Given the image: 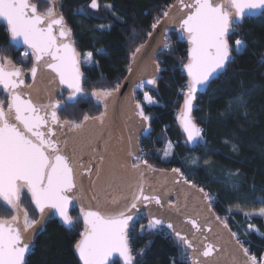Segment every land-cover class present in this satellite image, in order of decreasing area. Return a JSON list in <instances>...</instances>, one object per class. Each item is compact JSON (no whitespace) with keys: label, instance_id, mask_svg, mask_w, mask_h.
<instances>
[{"label":"water","instance_id":"water-1","mask_svg":"<svg viewBox=\"0 0 264 264\" xmlns=\"http://www.w3.org/2000/svg\"><path fill=\"white\" fill-rule=\"evenodd\" d=\"M90 9L98 11L99 0H92ZM263 12L264 0H175L132 54L123 82L106 98L97 96L102 116L72 126L60 116L59 97L64 90L71 93L69 101L84 94V71L62 13L56 9L47 16L32 0H0V20L12 44L33 57L28 73L0 58V92L8 96L7 105L0 100V199L17 209L20 219L24 188L39 214L27 229L21 221L0 219V264H25L49 219L72 226L74 205L83 223L76 248L81 264H111L116 258L133 264L129 231L140 214L150 230L178 239L191 264H256L200 187L179 170L134 164L140 140L150 132L134 88L156 81V56L166 47L168 32L183 36L189 45L183 66L188 89L178 124L188 144L197 145L196 102L232 60V25Z\"/></svg>","mask_w":264,"mask_h":264},{"label":"trees","instance_id":"trees-1","mask_svg":"<svg viewBox=\"0 0 264 264\" xmlns=\"http://www.w3.org/2000/svg\"><path fill=\"white\" fill-rule=\"evenodd\" d=\"M32 1L41 13L54 3ZM91 2L54 3L71 29L80 57L89 59L82 62L84 94L69 101L71 93L64 90L59 97L61 118L78 124L86 117L103 114L93 91L118 88L129 71L132 54L175 0H99L96 12L90 9ZM236 27L229 37L233 56L227 70L197 99L193 115L204 131L192 147L178 124L188 89L183 66L188 61L189 45L178 33L168 32V45L156 56V81L140 84L158 102L143 104L150 132L141 138L140 145L147 152L146 163L179 170L187 181L213 195L215 214L233 232L240 233L241 245L258 259L264 252V12L243 18ZM23 53L29 59L28 66L33 65L32 54L12 44L10 32L0 20V56L20 64ZM134 96L142 101L144 92L136 91ZM168 148L170 153H166ZM20 204L39 218L24 188ZM14 212L15 208L0 199L1 218L8 219ZM70 214V228L56 218L46 222L25 264H81L76 248L83 223L76 205ZM139 216L129 231L133 264H191L190 253L178 239L164 230H150L146 216ZM111 264L123 262L116 258Z\"/></svg>","mask_w":264,"mask_h":264},{"label":"rangeland","instance_id":"rangeland-1","mask_svg":"<svg viewBox=\"0 0 264 264\" xmlns=\"http://www.w3.org/2000/svg\"><path fill=\"white\" fill-rule=\"evenodd\" d=\"M42 13L45 14V15H47V16H53L55 14V6H54V3H53V5L50 8L44 10ZM167 45L168 44H167V40H166V46ZM0 58L3 60L4 63L11 62V63H14L15 65L21 67L23 69L24 73H28L30 71L31 67H32V65L28 66L29 59L27 57V54H25V53H23L22 58H20V61H21L20 64H17L15 62L9 60L8 58L3 57V56H0ZM87 61H89V59L82 58V62L83 63L84 62H87ZM136 91L144 92V96H143L142 101L136 100V104H137L138 112L147 119V117L145 116L144 110H143V104H145V105H154V104H157L158 102L156 101V99L154 97H152L150 95L149 92L144 91L143 88L140 86V84H138V85L135 86V88H134V94H135ZM112 92H113L112 90L111 91L110 90H108V91L95 90V91H93L92 96L94 97V99L97 102H99L97 100V96L98 95H100L104 99V98H106ZM0 100L2 102H4L5 105L8 104V96L5 95L4 93L0 94ZM100 116H102V114ZM69 122L71 123L72 126H77V125L80 124V123L79 124L78 123H75L73 121H69ZM170 152H171V150L168 148L166 153H170ZM18 208L23 212V214H21L20 219H19V212H18L17 209H15V212L10 217H8V219H11V220H14V221H17V222H20L21 221V223L23 224V226H24L25 229H27L28 227L32 226L39 219V218L36 219L32 215L31 211L27 207L23 206V204H19V207ZM5 218H1L0 217V219H5ZM140 218L141 217L138 215V217L135 220L140 219Z\"/></svg>","mask_w":264,"mask_h":264},{"label":"built area","instance_id":"built-area-1","mask_svg":"<svg viewBox=\"0 0 264 264\" xmlns=\"http://www.w3.org/2000/svg\"><path fill=\"white\" fill-rule=\"evenodd\" d=\"M236 24H237V22H236V23H233V25H232V33H233L234 31L237 30ZM179 35H180V34H179ZM180 36H181V35H180ZM181 37H183V36H181ZM183 38H184V37H183ZM184 39H185V38H184ZM203 131H204L203 128L199 127V135H200L201 138H202V132H203ZM146 156H147V152H145V151H143V150L141 149V153H140L137 157H135L134 160H133L134 164L141 163L142 161H143V163H146ZM206 195H207V199H208L209 202L212 204V201H213V199H214V196H213V195H209V194H207V193H206ZM234 234H235L236 239H237L240 243L244 242V240H243V238L241 237V235H240L239 232H234ZM263 260H264V252H263V254H262L258 259H256V264H263Z\"/></svg>","mask_w":264,"mask_h":264},{"label":"bare ground","instance_id":"bare-ground-1","mask_svg":"<svg viewBox=\"0 0 264 264\" xmlns=\"http://www.w3.org/2000/svg\"><path fill=\"white\" fill-rule=\"evenodd\" d=\"M248 241V240H247Z\"/></svg>","mask_w":264,"mask_h":264}]
</instances>
